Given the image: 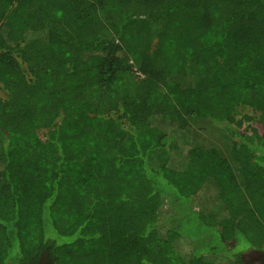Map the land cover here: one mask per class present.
<instances>
[{
  "label": "trees",
  "instance_id": "16d2710c",
  "mask_svg": "<svg viewBox=\"0 0 264 264\" xmlns=\"http://www.w3.org/2000/svg\"><path fill=\"white\" fill-rule=\"evenodd\" d=\"M0 90V264L264 253V0H0Z\"/></svg>",
  "mask_w": 264,
  "mask_h": 264
},
{
  "label": "rangeland",
  "instance_id": "374dc122",
  "mask_svg": "<svg viewBox=\"0 0 264 264\" xmlns=\"http://www.w3.org/2000/svg\"><path fill=\"white\" fill-rule=\"evenodd\" d=\"M221 71L219 68L215 69V73L219 74ZM0 97H4V93L0 90ZM243 115L251 116L255 120L243 125V129H246L247 131L257 130L260 133L263 132L262 127L260 126L259 122L256 120L258 117V114L255 113L251 109H246L243 111ZM251 125V126H248ZM196 216V215H194ZM205 231L204 227L198 226L194 220L191 222L186 221L184 223V227L182 229V233L186 238H190L193 243L203 242V238L205 237V234L203 232ZM251 251V250H250ZM246 259V257H245Z\"/></svg>",
  "mask_w": 264,
  "mask_h": 264
},
{
  "label": "flooded vegetation",
  "instance_id": "af4514ba",
  "mask_svg": "<svg viewBox=\"0 0 264 264\" xmlns=\"http://www.w3.org/2000/svg\"><path fill=\"white\" fill-rule=\"evenodd\" d=\"M245 257L246 264H264V253L260 250H251Z\"/></svg>",
  "mask_w": 264,
  "mask_h": 264
}]
</instances>
